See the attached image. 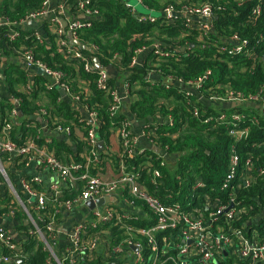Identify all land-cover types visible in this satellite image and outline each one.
Segmentation results:
<instances>
[{
	"label": "built area",
	"instance_id": "built-area-1",
	"mask_svg": "<svg viewBox=\"0 0 264 264\" xmlns=\"http://www.w3.org/2000/svg\"><path fill=\"white\" fill-rule=\"evenodd\" d=\"M52 1L45 0L41 10L29 12L19 21L2 19L0 29H4L1 35L6 39L3 40L5 48L10 49L23 62L27 77L29 73L42 69L48 79L47 90L54 87L61 88L71 99L76 111L80 112L79 107L87 111L88 116L85 117L87 118L85 123L90 128L83 139L87 144V157L82 162H65L48 147L43 141V130L48 129V132L70 136L74 125L66 124L63 119L53 116L47 108L41 106L36 113L44 117V124L40 126L39 123L32 121L34 113L30 117V122L26 124V127L33 129L34 133L28 132L14 139L13 121L19 116V105L22 100L20 97L10 96V101L15 107L8 120L0 126V210L7 209L0 214V217L8 221L11 218L15 219V216L20 213L24 217V224L25 220H28L25 225L31 226L29 233L42 243L43 251L48 254L46 264H166L167 262L172 264H264V231L253 226L258 219H243V215L252 210L253 206L245 205L244 200L240 198L241 191L249 188L257 178H264V165L257 166L256 164L262 156L248 151L246 158H243L242 153L239 152V143H245L251 132L249 125L237 124V121L242 120L246 115L233 114L231 117L234 125L229 127L228 134L232 143L229 148L227 170L219 185L220 193L216 195L206 192L198 194L195 198L201 203L197 206L193 205L189 208V205H184L179 201L169 202L156 192L148 190L142 170L147 169L151 182L158 185V182L162 180L160 167L168 163L166 156L157 153L156 159L159 160L160 167L149 168L145 164L137 168L130 165L131 159L137 155H144L149 161L152 160V156L147 155L146 149L139 147L141 138L145 139L149 145L160 147L168 153V146L162 148L159 145L157 125L153 126L152 119L146 120L143 131L139 135L132 132L129 117L125 118L117 128L121 152L115 177L106 178L100 174L90 173L87 169L101 162V150L99 149L101 139L97 134L100 122L97 112L89 108L87 98H84L83 102L81 95L73 92L70 86L63 81L64 74L60 70L48 66L42 59L35 56L33 47L12 44L22 39L24 35L25 40L34 36L39 42H43L45 36L38 31L39 29L25 33L22 27L25 23L43 22L47 19L51 23L50 26L56 28L55 42L60 47L59 51L63 56L68 60L80 61L85 71L97 74L95 83L109 97L108 110L111 117L125 111L124 99L134 97L133 88L129 82L125 81L121 83V90L119 86L116 89L109 83L111 77L105 66L100 69L93 67L92 59L98 58V46L91 45L87 47L90 52H83L81 46L69 44L66 38L67 34L71 33L73 39L78 40L77 31L91 25V21L88 20L90 16L99 15V11L90 6V0H77L75 14L69 11L70 5L65 0L61 2L59 0L55 10L49 9ZM135 1L148 10L143 0ZM243 1L245 0H238L239 3ZM125 3L139 22L149 23L158 19V16L150 11L138 12L137 5L132 0H126ZM68 12L73 16L72 19H66V21L65 17ZM261 13L262 7L258 4L252 10L250 21L252 23L256 21ZM161 15L167 19L173 18L174 15L183 16V26L186 29L199 28L207 34L213 29L215 9L209 3L198 5L182 3L178 7H167ZM261 38H264V33ZM248 44V39L235 34L232 36V45L222 46L221 50L228 54H242L254 62L257 60V55ZM154 47L156 49L158 45ZM144 50L146 47L136 50V55ZM155 54L167 55L160 50H157ZM136 63L135 56L131 65ZM208 75L207 72L197 79L188 82L179 79L176 83L178 86L187 85L197 91ZM166 80L167 84L174 82L172 77ZM34 84L27 81L22 90L31 92ZM1 91L0 84V94ZM185 92L187 97L194 95L190 90H185ZM203 97L200 96L197 101H201ZM204 99L217 106L224 103L253 104L258 108V112L253 115L251 122L259 124V120L264 118V85L254 95L248 97L242 92L229 91L226 96L212 94ZM197 101L189 99L188 102L193 108L195 117L200 115ZM164 119L166 124L173 125L174 120L171 115L165 116ZM211 119L212 117H208L205 122ZM226 120L228 117L221 114L216 122L229 126L230 123L226 124ZM82 121L83 119L80 120ZM245 146L262 147L264 141H253L251 145L247 143ZM12 168L18 173L28 168H34L36 171L32 176L18 178L19 187L23 189L25 198L10 178L13 177L10 175ZM46 174H52L55 180L46 182L44 178ZM78 182L82 183L78 193L65 200L61 199L64 189L78 190ZM202 187H205V183L198 178L193 189ZM47 192L53 196V202L59 204L53 213L46 212L49 202ZM115 194H122L127 205L132 208H137L136 206L141 204L146 209L147 215L152 217L150 226L138 224L142 220L140 214L114 206L111 198ZM105 197H110V200L98 205L97 200ZM171 197L172 195H169V198ZM88 200L94 201L95 207L89 210L86 218L74 225L67 235V244L61 252L58 251V236L61 233L57 219L59 212L78 207L87 209L89 208L86 205ZM260 209L264 213V204L260 206ZM15 223L20 224V221L17 220ZM159 233H163L161 242L157 238ZM27 239V234L18 233L16 235L6 225L0 224V264H15L19 260L21 264L26 256L23 254L22 245ZM3 250L9 252L5 254Z\"/></svg>",
	"mask_w": 264,
	"mask_h": 264
},
{
	"label": "trees",
	"instance_id": "trees-1",
	"mask_svg": "<svg viewBox=\"0 0 264 264\" xmlns=\"http://www.w3.org/2000/svg\"><path fill=\"white\" fill-rule=\"evenodd\" d=\"M45 0H0V21L2 19L16 20L23 19L27 13L41 10ZM64 1V0H60ZM70 5L69 11L76 12L77 0H65ZM126 0H90V6L99 11V15L90 16L89 27L77 31L78 40L87 47L96 45L99 48L97 53L103 66L113 65L118 68L116 78H110L109 83L116 89L119 82H129L132 86L139 85L137 91H133L134 97L128 102L129 112L140 120H153L151 123L157 125L158 142L162 148L168 146L169 156H175L177 160L173 166L168 161L166 166L160 167L156 159L157 152L146 149V153L152 156L149 161L144 155H137L131 159L130 165L140 168L145 165L149 168L160 167L162 180L155 185L147 175V169L142 170L147 188L156 192L166 201H179L189 208L199 205L201 202L195 196L201 193L212 195L219 194V185L227 170L229 148L232 139L228 134L229 127L233 124V114H244L238 125H249L251 132L246 142L239 143V152L246 158L247 152L252 151L261 155L257 166L264 165V146L251 148L253 141H264V118L259 124L251 122L253 115L258 108L253 104L237 106H215L206 105L204 101H197L200 96L209 98L212 94L226 96L229 91L242 92L245 96L254 95L264 85V0H245L239 3L238 0H143L147 12L163 11L169 6L178 7L182 3L204 4L209 3L215 9L213 29L207 34L199 28L186 29L183 26V16L174 15L167 19L165 16H158L155 22L142 23L126 7ZM260 4L262 13L253 23L250 15L253 8ZM155 15V14H154ZM51 23L44 19L38 31L44 35L43 42H39L34 36L25 40L24 36L12 45L23 44L34 48L35 56L42 59L48 66L60 70L65 81L73 92L81 95L82 101L87 98L88 106L95 110L99 118L97 134L103 141L104 146H109L110 137L114 130L120 127L122 121L128 116L123 111L115 117L109 113V97L100 90L95 80V72H87L84 65L77 60H68L59 51L60 47L55 42L56 35L51 33ZM4 28L0 29V60L2 54H9L1 35ZM42 30V31H41ZM36 30H33V32ZM239 35L249 40V48L257 55L254 62L242 54H228L222 52V46L232 45V36ZM154 40L167 44L162 51L167 55L159 56L151 53L149 59L143 66L131 65L136 50L143 47L151 48ZM162 43V44H163ZM163 44V45H164ZM186 47L185 51L181 48ZM83 52H90L88 49ZM117 55V57H115ZM155 69L162 78L151 82L149 72ZM209 73L208 78L203 82L197 93L186 96L185 90L176 83L179 79L188 82ZM172 77L173 83L167 84L166 79ZM83 80L88 83L84 87L79 82ZM27 82V72L18 65L10 66L6 76V92L12 97H20L19 109L22 116L13 121V138L18 135H26L33 132V129L26 127L30 117L38 112L40 92L46 89V78L42 74L36 75L34 88L31 92L23 91ZM60 89L57 87L48 90L49 106L47 109L53 116L60 117L66 124H73L82 128L84 138L88 134L89 126L80 112L76 111L69 100L62 98ZM189 99L197 101L200 108L199 117L193 114V108L188 104ZM84 102V101H83ZM15 105L8 98L0 100V126L8 120ZM160 120L157 121V115ZM225 114L228 117L226 124L216 122L219 115ZM173 117V125L165 123V116ZM212 117L209 122H205ZM83 119L82 122L80 120ZM243 121V122H242ZM73 135V133H72ZM75 138V136H74ZM76 139V138H75ZM72 139V140H75ZM78 150L86 148V141H79ZM57 155L64 158V153L71 152L67 142L57 143ZM102 154V152H101ZM201 178L205 187L193 189L195 182ZM1 180V176H0ZM82 183L78 182V190L64 189L61 199L73 197L81 189ZM48 193V192H47ZM169 195H172L169 198ZM225 195V194H224ZM49 202L46 212L53 213L58 207L53 202V196L49 195ZM240 198L245 205H252V210L243 215V219H258L253 226L264 231V213L260 206L264 204V178L259 177L246 190L240 192ZM7 209L0 210V214ZM144 211L146 209L144 208ZM147 212V211H146ZM15 219L20 221L16 226L19 233L28 235L23 243V258L21 264H46L48 254L43 251L42 243L35 236L29 233L30 225L24 224V217L19 213ZM152 217L142 216L138 222L140 226H150ZM163 233L157 234L161 242ZM149 249V248H148ZM7 254L8 250H3ZM148 252V250H147ZM145 254L147 255L146 251ZM98 264V263H97ZM166 264H172L167 262ZM243 264V263H242Z\"/></svg>",
	"mask_w": 264,
	"mask_h": 264
},
{
	"label": "crops",
	"instance_id": "crops-1",
	"mask_svg": "<svg viewBox=\"0 0 264 264\" xmlns=\"http://www.w3.org/2000/svg\"><path fill=\"white\" fill-rule=\"evenodd\" d=\"M58 4H59V0H53L50 3L49 9L55 10L57 8ZM137 10H138V12H143V11L139 10L138 8H137ZM72 16H73V14L68 12L66 17H65V20L66 19H72ZM37 22H39V23H37ZM37 22L32 21L30 23H25L22 27L23 32L28 33V32H31L33 30H38L42 25V21H37ZM39 24H40V26L38 27ZM50 30H51V33L54 34L56 31V28L50 27ZM66 38H67L69 44L72 45L71 40L68 37V34H67ZM162 43L163 42H161L159 40H154V43L151 46V48H147L146 50L142 51L141 53H138L136 55V62L137 63L135 65L143 66V64L145 62L152 60V58L149 59V56L151 55V53L155 54L157 52V50L162 51L163 49H166L164 47H167V44L163 43L164 44L163 45ZM156 44L158 45V47L155 49L154 46ZM186 49L187 48H185V50ZM181 50L185 51V50H183V47L181 48ZM97 60H98L97 57L92 59L93 67L95 69L103 68L104 66H103L101 60L99 59L100 62H97ZM12 65H18L24 71H26L24 68L23 62L16 55H14L11 51L7 55L2 54V57L0 60V84L2 86V91L0 94L1 99H3V98L10 99V96L7 95V92L5 90V88H6L5 82H6L7 73L10 69V66H12ZM110 66H112L116 69V75H115V77H112V75L109 72L108 73H109L111 78H116L118 75V68L113 66V65L105 66L107 71H108V67H110ZM34 73H35V75H34ZM38 74H42L46 78V82L48 81L47 76H45L44 73H40L39 70L34 71L33 73H29L28 77H27V81H29V83L34 84L36 75H38ZM3 77H4V79H3ZM149 78H150L151 82H153V81H155L159 78H162V77L160 76L159 73H157V71H155V69H151V71L149 72ZM79 83L81 85H83L84 87L88 86V83L83 81V80H80ZM45 85H46V83H45ZM121 85H122L121 82H119L118 83L119 90H121ZM132 88H133V91H137L139 89V85H136L134 83ZM59 91H60L63 99L69 100V102L72 103L71 99L68 97V95L61 88ZM126 100H127V102L124 103V105H126L127 111L124 109L125 110L124 112L129 117V119L132 123V127H131L132 132L136 135H139L143 131V126H144V123L146 122V120H140V119L136 118L132 113H130L129 109H128V102L131 101V99H126ZM201 102H202V100H201ZM204 102L208 106L214 105V104L210 103L208 100H205ZM38 103H39V106H41V107L47 108V106H49V97H48L47 88L45 90H43L42 92H40ZM224 104H222V105H224ZM215 106H217V105H215ZM79 108H80L79 109L80 114L83 117H87L88 116L87 111L83 107H79ZM127 112H129L131 114V116L128 115ZM156 117H157V119H155V120H157V121H159L161 119L159 114ZM38 120H40V122ZM32 121L37 122L40 124V126H42L44 124V117L42 118L37 113H35L32 117ZM43 136H44L43 141L46 142L48 147L51 148L52 150H54L56 153L58 151L57 143L67 142L68 146H70L72 151L69 153L63 152V156H65L64 158L59 156L65 162H74V161H77V162L81 161L82 162L83 159H85L87 157V151H86L85 147L80 151L78 150V145L80 144L79 141H82L84 139L82 128L80 126L75 125V127L73 129V135L71 134L70 136L65 135L63 133H54V132H48V131H44V130H43ZM74 136L76 139L74 138ZM72 139H75V140H72ZM148 146H150L149 143L145 139L141 138V140L139 142V147L149 149ZM101 152H102L101 162L99 163V165L93 166V167L91 166L89 169H87L88 168L87 167L86 169L88 171H90V173L100 174L106 178L115 177L117 175V168H118V164H119V155L121 152V142H120V137H119V133H118L117 129L114 130L111 134L109 146H104L103 149L101 150ZM176 160H177V158H175V156H169L168 161L171 164L169 166H173ZM35 173H36V171L34 168H28L27 170H25L22 173H18V171H15L13 168L11 169L10 175L13 177H10V178L12 179L14 184L17 186L18 191L20 192V194H22V196L24 198L26 197V195L23 192V189H21L19 187L18 178L20 179V177L27 176V175L32 176ZM44 178L46 179V182L47 181L50 182L52 180H55V177L52 174H46V175H44ZM111 200H112V203L114 204V206H116V207L123 208V209H125L129 212L135 213V214H140L141 216L147 215V212L144 211V207L141 204H138L136 206L137 208H132V207L128 206L126 201H125V197L122 194H115L111 198ZM89 210H91V208L84 209V208L78 207V208H74L72 210H63V211L59 212L57 219H58V226H60V229H61V233L58 236V245H57L58 251L61 252L63 250L64 246L68 242V239H67L68 233L74 227L75 224L79 223L82 219L87 217ZM15 221H17V220L14 218L8 219V224H4V225H6L7 228H9L11 231L15 232L17 235L19 233L16 229V226L18 225V223H15ZM9 264H11V263H9ZM15 264H19V263L15 262ZM94 264H97V263H94Z\"/></svg>",
	"mask_w": 264,
	"mask_h": 264
},
{
	"label": "water",
	"instance_id": "water-1",
	"mask_svg": "<svg viewBox=\"0 0 264 264\" xmlns=\"http://www.w3.org/2000/svg\"><path fill=\"white\" fill-rule=\"evenodd\" d=\"M68 37H69V39L71 40V43H72V44L79 45V46H81L82 48L87 49V46H85L84 44H82L80 41H78V40H74V39H73V36H72L71 33L68 34ZM185 48H186V47H183V50H185ZM97 59H98L97 62H100L99 58H97ZM39 72H40V73H43V70H42V69H39ZM108 72L112 75V77H115V75H116V69H115L114 67H112V66L108 67ZM180 87H182L184 90H190V91H192L194 94L197 93V91L193 90L192 88H190V87L187 86V85H180ZM199 98H200V97H199ZM124 100H125V103H126L127 100H126V99H124ZM202 101H205L204 98L202 99ZM230 105H231V106H237L236 103H231V104H229V103H225V104H224V106H230ZM124 109L127 111L126 105H124ZM127 113H128V115L131 116V114H130L129 112H127ZM19 115L22 116V112H21L20 110H19ZM132 118H133V117H132ZM38 121L40 122V120H38ZM45 131H48V129H45ZM103 147H104V143H103V141L100 140V141H99V149L102 150ZM148 148H149V149H152V150H155L157 153H159V154H161V155H163V156L168 157V153H166V152H165L163 149H161L160 147H157V146H155V145H150V146H148ZM109 200H110V197L100 198V199L97 200V204H98V205H102L105 201H109ZM86 205H87L89 208H92V209L95 207V203H94V201H92V200H88V201H86ZM27 222H28V220L26 219V220H25V224H27ZM0 224H8V221H7L6 219L0 217ZM134 248H135V247H134ZM135 249H136V248H135ZM20 262H21V260L18 261V263H20Z\"/></svg>",
	"mask_w": 264,
	"mask_h": 264
},
{
	"label": "rangeland",
	"instance_id": "rangeland-1",
	"mask_svg": "<svg viewBox=\"0 0 264 264\" xmlns=\"http://www.w3.org/2000/svg\"><path fill=\"white\" fill-rule=\"evenodd\" d=\"M132 1H133V3H134L135 5H137V8H138L139 10H141V11H143V12H147L142 6L138 5V4L136 3L135 0H132ZM154 14H155L156 16H160V15H161V11H159V12H155Z\"/></svg>",
	"mask_w": 264,
	"mask_h": 264
}]
</instances>
